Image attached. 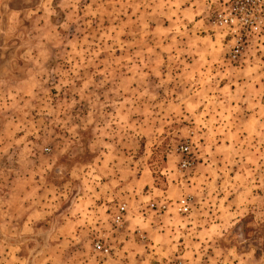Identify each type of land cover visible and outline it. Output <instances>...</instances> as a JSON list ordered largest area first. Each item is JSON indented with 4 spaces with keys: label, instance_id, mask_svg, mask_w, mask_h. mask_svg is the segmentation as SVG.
<instances>
[{
    "label": "rangeland",
    "instance_id": "1",
    "mask_svg": "<svg viewBox=\"0 0 264 264\" xmlns=\"http://www.w3.org/2000/svg\"><path fill=\"white\" fill-rule=\"evenodd\" d=\"M211 1L0 0V264H264V94L209 136L264 63L228 65Z\"/></svg>",
    "mask_w": 264,
    "mask_h": 264
},
{
    "label": "built area",
    "instance_id": "2",
    "mask_svg": "<svg viewBox=\"0 0 264 264\" xmlns=\"http://www.w3.org/2000/svg\"><path fill=\"white\" fill-rule=\"evenodd\" d=\"M206 19L209 30L219 37L220 44L226 49L229 65H238L249 56L264 60V0H213L209 3ZM179 151L182 156L179 170L182 173L193 166V159L188 145L180 146ZM173 206L178 214L185 215L190 211L191 197H183ZM162 210H166L165 205ZM126 214L125 205L117 207L110 217L112 225L117 229L122 227ZM92 248L101 256L108 255L110 251L103 238H97Z\"/></svg>",
    "mask_w": 264,
    "mask_h": 264
},
{
    "label": "crops",
    "instance_id": "3",
    "mask_svg": "<svg viewBox=\"0 0 264 264\" xmlns=\"http://www.w3.org/2000/svg\"><path fill=\"white\" fill-rule=\"evenodd\" d=\"M251 62L264 63V60H261V57L258 56H249L247 60L235 66L242 67ZM215 92L218 95L214 97L215 100L213 102L209 101V104L215 108L216 116L213 117V120L216 124L212 127L213 130L209 131V136H212L213 139L220 137L218 138L219 141H228L230 136L242 134L243 132L248 133L249 127L258 128L260 126L259 111L263 107L261 99L263 98L264 87L250 85L220 86L215 89ZM250 97L253 99H250ZM250 102H252L254 112L238 118L239 116L235 115L237 114L236 112L245 109V105Z\"/></svg>",
    "mask_w": 264,
    "mask_h": 264
}]
</instances>
